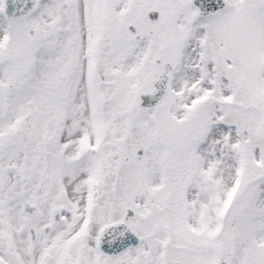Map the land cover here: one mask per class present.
I'll return each mask as SVG.
<instances>
[{
  "label": "snow or ice",
  "instance_id": "snow-or-ice-1",
  "mask_svg": "<svg viewBox=\"0 0 264 264\" xmlns=\"http://www.w3.org/2000/svg\"><path fill=\"white\" fill-rule=\"evenodd\" d=\"M0 264H264V0H0Z\"/></svg>",
  "mask_w": 264,
  "mask_h": 264
}]
</instances>
